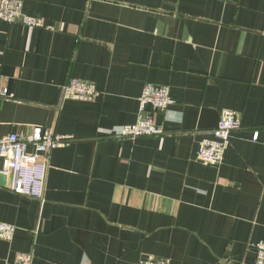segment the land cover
<instances>
[{
	"label": "crops",
	"instance_id": "crops-1",
	"mask_svg": "<svg viewBox=\"0 0 264 264\" xmlns=\"http://www.w3.org/2000/svg\"><path fill=\"white\" fill-rule=\"evenodd\" d=\"M50 28L0 21V137L53 127L45 198L0 185V264H254L264 240V0H23ZM93 101L63 99L71 77ZM167 84L161 136L108 137L137 120L146 83ZM226 110L225 162L197 159ZM255 132L259 133L254 140ZM0 170L2 160L0 159ZM9 181V179H8Z\"/></svg>",
	"mask_w": 264,
	"mask_h": 264
},
{
	"label": "built area",
	"instance_id": "built-area-1",
	"mask_svg": "<svg viewBox=\"0 0 264 264\" xmlns=\"http://www.w3.org/2000/svg\"><path fill=\"white\" fill-rule=\"evenodd\" d=\"M0 21L12 23L20 21L35 28H50L39 16L24 12L23 0H0ZM96 84L79 77H71L62 87L63 99L93 101L99 95ZM1 95L7 90L1 89ZM175 103L169 85L148 82L139 97V109L136 122L119 126L108 137L135 140L146 136H161L164 129L157 124L159 111L170 112ZM242 128L241 116L234 110H226L217 126L200 141L197 159L206 166H220L225 162L231 144L232 133ZM259 133L255 132L257 141ZM75 139L72 134H62L53 127L35 125L28 134L13 132L0 137V159L2 172L8 176L7 186L22 195L45 198L48 172V156L54 149L69 146ZM17 226L0 221V239L11 241ZM254 264H264V240L255 245ZM32 252H17L13 264H33ZM138 264H171L167 257H148Z\"/></svg>",
	"mask_w": 264,
	"mask_h": 264
},
{
	"label": "water",
	"instance_id": "water-1",
	"mask_svg": "<svg viewBox=\"0 0 264 264\" xmlns=\"http://www.w3.org/2000/svg\"><path fill=\"white\" fill-rule=\"evenodd\" d=\"M8 182V176L0 170V185L6 186Z\"/></svg>",
	"mask_w": 264,
	"mask_h": 264
}]
</instances>
